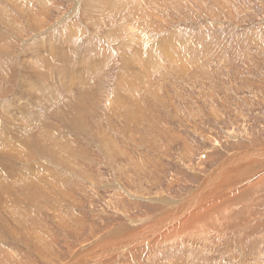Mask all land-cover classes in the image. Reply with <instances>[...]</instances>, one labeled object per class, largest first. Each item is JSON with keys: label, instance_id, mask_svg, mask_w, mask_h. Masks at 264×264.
Listing matches in <instances>:
<instances>
[{"label": "rangeland", "instance_id": "374dc122", "mask_svg": "<svg viewBox=\"0 0 264 264\" xmlns=\"http://www.w3.org/2000/svg\"><path fill=\"white\" fill-rule=\"evenodd\" d=\"M0 10L10 138L0 264H264V0H0ZM71 54L83 76L38 74ZM43 133L49 151L32 152L24 138ZM252 152L263 163L220 178L238 156L255 163Z\"/></svg>", "mask_w": 264, "mask_h": 264}, {"label": "bare ground", "instance_id": "6f19581e", "mask_svg": "<svg viewBox=\"0 0 264 264\" xmlns=\"http://www.w3.org/2000/svg\"><path fill=\"white\" fill-rule=\"evenodd\" d=\"M95 1V0H94ZM154 2V1H153ZM7 4V3H6ZM1 5H2V3H1ZM5 5V4H4ZM8 6H10V5H8ZM7 6V7H8ZM3 6H1V8H2ZM4 8H5V6H4ZM3 9V8H2ZM146 9V8H145ZM22 10V9H21ZM0 11H2V10H0ZM7 11V10H6ZM4 12V11H3ZM3 12H0V16H1V18H3L2 17V15L4 14ZM1 13H3V14H1ZM6 16V15H5ZM1 27V26H0ZM134 29V28H133ZM177 33V32H176ZM178 34V33H177ZM2 41H1V43H2V50H3V48H4V46H5V42H6V40H7V38H6V36H5V34L4 33H2ZM133 38V37H132ZM8 40H9V38H8ZM7 43V42H6ZM8 45V44H7ZM176 48H177V46H176ZM5 49V48H4ZM6 50V49H5ZM32 50V49H31ZM30 51V50H29ZM45 51V50H44ZM3 53V52H2ZM49 53V52H48ZM48 53H47V55H48ZM36 54V53H35ZM2 55V54H1ZM10 55V54H9ZM27 55V54H26ZM38 55V54H37ZM36 55V56H37ZM51 55H52V52H51ZM72 56H69L65 61H62L61 63L62 64H60V65H57V64H52V59L54 58L53 56H51V58H46V60H45V68H44V70H43V72H42V74L41 73H38L39 75H41L42 77H44L45 79L46 78H48V76H49V74H52L53 75V73H55L57 70L59 71V73H65L66 71H70V73H71V76L70 77H72V80L74 79V78H76L73 74H77L78 76H83V74H81L80 73V70L82 69V68H84L86 65H84V66H82L81 68H80V65H82V64H85V62L84 61H78V59H76L77 58V54H71ZM24 56H25V54H24ZM37 57H39V56H37ZM53 57V58H52ZM71 60H70V59ZM36 59V58H35ZM39 59V58H38ZM38 59H36V60H38ZM45 59V58H44ZM47 59H48V61H47ZM56 60H57V58H56ZM127 60V59H126ZM25 62L27 61V60H24ZM55 61V60H54ZM28 62V61H27ZM26 62V63H27ZM23 63V62H22ZM54 63V62H53ZM127 63H129V62H127ZM22 66H23V64H22ZM28 67V66H27ZM30 68V67H29ZM28 68V69H29ZM36 68V67H35ZM60 68V69H59ZM90 68V67H89ZM38 70V69H37ZM27 72H29L28 70H26ZM66 73H68V72H66ZM65 73V74H66ZM123 73V72H122ZM69 74V73H68ZM142 74V73H141ZM38 75V76H39ZM86 75V74H85ZM120 75V74H119ZM53 77H54V75H53ZM52 77V78H53ZM65 77V76H64ZM120 78V77H119ZM51 79V78H50ZM66 79V78H65ZM87 79V78H86ZM45 81V80H44ZM55 81V80H54ZM74 81V80H73ZM124 81V80H123ZM43 82V81H42ZM46 82V81H45ZM69 82V81H68ZM78 82V80H76V83ZM25 83V82H24ZM34 83V82H33ZM32 83V84H33ZM64 83L66 84V82H65V80H64ZM27 84H29V83H27ZM35 84V83H34ZM78 84H79V82H78ZM83 85H84V83H82ZM82 84H80V85H82ZM37 85H41V84H37ZM67 86H70L71 87V84H66ZM82 85V86H83ZM87 85V84H86ZM30 86H31V83H30ZM36 86V85H35ZM43 86V85H42ZM64 86V85H63ZM88 86V85H87ZM52 87V86H51ZM54 87H55V85H54ZM79 87V89L78 90H76V91H78L77 93H78V95H79V98L77 99V100H80V99H82L83 98V96H81V92H80V90L81 91H83L82 90V88L84 87H81V86H78ZM25 88H27V87H25ZM36 88H38V86L36 87ZM46 88V87H45ZM67 88V87H66ZM69 88V87H68ZM67 88V89H68ZM81 88V89H80ZM85 88V87H84ZM40 89H41V86H40ZM43 89V88H42ZM56 89V88H55ZM66 89V90H67ZM73 89H77V85H76V87L74 88V86H73ZM86 89H88V88H86ZM94 89V88H93ZM25 90H27V89H25ZM31 89H29V91H30ZM38 89H36V91H37ZM48 90V89H47ZM68 90H70V91H72V88H69ZM67 90V91H68ZM85 90V89H84ZM60 91V90H59ZM59 91H55V93L56 92H59ZM76 91H75V93H76ZM81 94H80V93ZM84 92V91H83ZM88 91H86L85 93H87ZM39 93V92H38ZM68 93H70L71 94V92H69L68 91ZM72 93H74V92H72ZM75 93H74V96H75ZM41 94V93H40ZM39 94V95H40ZM44 94H46L45 92H44ZM61 94V93H60ZM89 94V92L86 94V95H88ZM48 95V94H47ZM55 95V94H54ZM62 95V94H61ZM83 95V94H82ZM80 96L82 97V98H80ZM30 97V96H29ZM61 97V96H60ZM69 98V97H68ZM130 98V97H129ZM48 99H50V101L51 102H54L55 103V100H54V97H52V95H50V96H48ZM63 99V98H62ZM74 99H75V97H74ZM21 100H22V98H21ZM4 101V100H3ZM9 101V100H8ZM7 101V102H8ZM12 101V100H11ZM13 101H16V100H13ZM76 101V100H75ZM56 102H57V100H56ZM38 103V102H37ZM63 103H65V101L63 102ZM4 104H6L5 102H4ZM9 104V103H8ZM8 104H6V105H8ZM11 104V103H10ZM56 104V103H55ZM67 104V103H66ZM29 105V104H28ZM27 105V106H28ZM64 104H62V106H63ZM56 106V108H57V104L55 105ZM54 106V107H55ZM59 106V105H58ZM61 105H60V108L62 107ZM65 106V105H64ZM63 106V107H64ZM72 106V105H71ZM5 107V106H4ZM3 107V109L5 110L6 108H4ZM26 107V106H25ZM24 107V108H25ZM42 107V106H41ZM23 108V109H24ZM59 108V107H58ZM57 108V109H58ZM59 108V109H60ZM65 108V107H64ZM2 109V110H3ZM62 110H63V108H61ZM73 109V108H72ZM132 109V108H131ZM7 110V109H6ZM26 110V109H25ZM65 110V109H64ZM67 110L69 111V108H67ZM10 111V110H9ZM27 111V110H26ZM55 111V110H54ZM60 111V110H59ZM58 110H57V112H59ZM66 111V110H65ZM64 111V112H65ZM2 112V111H1ZM6 113V112H5ZM11 113V112H10ZM56 113V112H55ZM61 113H63V112H61ZM66 113V112H65ZM69 114L71 113V112H68ZM3 114V113H2ZM18 114V113H17ZM67 114V113H66ZM11 116V115H10ZM16 116V115H15ZM21 116V115H20ZM39 116V115H38ZM53 116H56L57 117V114H54ZM22 117H24L23 115H22ZM66 117V116H65ZM58 118H59V113H58ZM68 118H70V117H68ZM41 119V118H40ZM51 119V118H50ZM61 119L62 120H64V115L62 114L61 115ZM133 119V118H132ZM23 120V119H22ZM36 120H37V118H36ZM111 120V119H110ZM129 120V119H128ZM37 122V121H36ZM40 122V121H39ZM39 122H37V124L39 123ZM45 122V121H44ZM59 122V121H58ZM132 122V121H131ZM31 123H33V122H31ZM61 123H64V124H66L65 122H61ZM56 124V123H55ZM23 125H25V124H23ZM32 124H30L29 126H31ZM49 125V124H48ZM67 125V124H66ZM1 126V125H0ZM33 126V125H32ZM64 127H65V125H63ZM36 127H37V125H36ZM38 127H39V129H42V130H47V129H53L54 128V125L52 126V125H50V126H44L43 127V125H38ZM67 127V126H66ZM81 127V126H80ZM19 128V127H18ZM26 128V127H25ZM29 128V127H28ZM33 128V127H32ZM77 128V127H76ZM1 129V128H0ZM16 129V128H15ZM27 129V128H26ZM37 129V128H36ZM61 129H62V127H61ZM64 129V128H63ZM68 129V128H67ZM78 129V128H77ZM81 129V128H80ZM1 130H3V129H1ZM0 130V139H2V140H4L5 141V139L4 138H6L7 139V137L8 136H6L7 134H5L3 131H1ZM22 130H24V129H22ZM21 130V131H22ZM66 130V129H65ZM51 131V130H50ZM46 132H48V131H46ZM45 132V133H46ZM52 132V131H51ZM64 132V131H63ZM63 132H61V133H63ZM66 132V131H65ZM84 132V131H83ZM27 133V132H26ZM42 133V132H41ZM45 133H43L42 135L43 136H41V137H43V139H40V137H39V140L38 141H35V142H32V143H30L29 141H31V140H29V139H25L24 138V143H26V142H28V144H26V145H28V148L32 151V152H38L37 154H42V152H45L46 150H48L49 151V149H47L48 147H46L47 146V144H43V143H46V142H48L50 139V135H52L51 133H47V134H45ZM67 133V132H66ZM14 134V133H13ZM30 134V133H29ZM65 134V133H64ZM9 135V134H8ZM12 135V134H11ZM10 135V136H11ZM27 135H28V133H27ZM31 135V134H30ZM32 136H34V134H32L31 135V137ZM24 137H25V135H24ZM56 137V136H55ZM27 138V137H26ZM30 138V137H29ZM10 139V138H9ZM9 139H7L6 141L8 142V141H10ZM2 140H0V142L2 141ZM52 140V139H51ZM13 141V140H12ZM56 141V140H55ZM2 143V142H1ZM4 143V142H3ZM20 144H23L22 143V141L21 142H19ZM8 144H10V143H8ZM14 144H15V142H14ZM1 145V144H0ZM16 145V144H15ZM25 145V146H26ZM1 146H3V144L1 145ZM5 146H7V147H9L8 145H6V143H5ZM22 146H24V145H22ZM55 146V145H54ZM1 148V147H0ZM15 148V147H14ZM28 149V150H29ZM52 150V149H51ZM3 151V150H2ZM31 151H29V152H31ZM41 151V152H40ZM53 151V150H52ZM17 152V151H16ZM24 152V151H23ZM20 153V152H19ZM51 152H49V154H50ZM251 154V153H250ZM59 155V154H58ZM3 156V155H2ZM19 156V155H18ZM254 156V162L255 163H253V162H251V160L249 159V161H247V162H241V161H243V160H246L245 159V157L242 155V156H238L237 157V161L239 162V165H236V164H233V165H228L227 167H226V169H224L222 172H221V174H220V178H223V176L224 175H226L227 174V176H229L231 173H232V171H235V170H237L238 168L237 167H234V166H238V167H240L239 168V170H241V171H243V168L244 167H247V166H249V165H251V167H255L254 165H256V161H258V164L260 165V163L262 162L263 163V160H262V158H261V160H259L258 158V156L255 154V153H253L252 152V155H251V157H253ZM7 157H8V154H7ZM10 157V156H9ZM17 157V156H16ZM2 158H4V157H2ZM59 158V157H58ZM1 159V158H0ZM2 160V159H1ZM11 160V159H10ZM30 160H31V158H30ZM33 160V159H32ZM12 161H13V159H12ZM16 161V160H15ZM11 162V161H9V160H3L2 162H1V167L3 168V172H8V173H12L11 175H14L15 174V172L19 169V167H17V165H18V163H17V165H16V162H18V161H16V162ZM24 162V161H23ZM241 162V163H240ZM260 162V163H259ZM13 163H15V164H13ZM250 163H252V164H254L253 166H252V164H250ZM249 164V165H248ZM257 164V165H258ZM13 165H16V166H13ZM57 165V164H56ZM6 166H8L7 168H6ZM20 166V165H19ZM262 166V165H261ZM251 167H248V168H251ZM263 167H264V165H263ZM258 168V167H257ZM51 169H53V168H51ZM260 169V168H259ZM56 170V169H55ZM221 170V167L219 168V170L217 171V172H219ZM238 170V171H239ZM255 170V169H254ZM256 171V170H255ZM254 171V172H255ZM57 172V171H56ZM246 172V171H245ZM248 172V171H247ZM250 172H251V170H250ZM249 172V173H250ZM259 172V171H258ZM0 173H1V171H0ZM247 174V173H246ZM2 175L4 176L5 174H0V180L2 179ZM233 175V174H232ZM251 175H252V173H251ZM250 175V176H251ZM226 176V177H227ZM234 176V175H233ZM247 176H248V174H247ZM5 177V179H6V177L7 176H4ZM3 177V178H4ZM252 178H253V175H252ZM49 179V178H48ZM229 179V178H228ZM227 179V180H228ZM234 179H236V178H234ZM245 179V178H244ZM230 180H228L226 183L230 186V182H229ZM3 182V181H2ZM210 182H213V181H210ZM233 185V184H232ZM231 187V186H230ZM4 188V187H3ZM200 191V193L202 192V190H199ZM13 192V191H12ZM4 194V193H3ZM7 194V193H6ZM9 194V193H8ZM12 194V193H11ZM201 195V194H200ZM216 195H218V193L216 194ZM214 196L215 195H213V196H211V197H213L214 198ZM43 197V196H42ZM62 197V196H61ZM10 198V197H9ZM51 198V197H50ZM212 199V198H211ZM31 200V199H30ZM41 200H43V199H41ZM205 200H207V198L205 197ZM35 201V200H34ZM210 201V199L207 201V203ZM23 203V202H22ZM202 203V202H201ZM207 203H202L201 205L204 207V205H206ZM1 205H3V204H1ZM200 205V206H201ZM52 207V206H51ZM180 208L181 207H175V209L173 208L172 210H174L175 212L174 213H176L177 211H180ZM183 208H185V207H183ZM188 209H190V208H188ZM200 209V208H199ZM205 209L207 210L208 208L207 207H205ZM183 210V209H182ZM204 211V210H203ZM209 212V211H208ZM179 213V212H178ZM177 213V214H178ZM201 213H203L202 212V210H201ZM164 214V213H163ZM171 214H173V213H170V215ZM166 215V214H165ZM169 214H168V216H170ZM180 215V214H179ZM183 216V215H182ZM209 216H211V215H209ZM174 217V216H173ZM199 217V216H198ZM162 218V217H161ZM170 218V217H169ZM193 218H195L194 217V212L193 213H191L190 214V216H188L186 219H184L185 221H182V228H184V227H187V225H188V223H191V221L193 220ZM174 219V218H173ZM173 219H172V221H173ZM176 219V218H175ZM177 219H179V218H177ZM176 219V220H177ZM196 219V218H195ZM182 219H180V221H181ZM164 221V220H163ZM165 221H166V218H165ZM170 221V220H169ZM169 221H167V222H169ZM171 221V222H172ZM179 221V222H180ZM166 222V223H167ZM175 222V221H174ZM177 223L176 225L174 224V227H172V228H170L169 230L170 231H174V228L176 229V230H180V229H178L179 227H181V225H180V223ZM205 222H206V220H205ZM159 224V223H158ZM147 225V224H146ZM157 225V224H156ZM149 226V225H148ZM179 226V227H178ZM154 227H155V225H154ZM146 228V227H145ZM150 228V227H149ZM168 228H169V226H168ZM152 229H153V227H152ZM172 229V230H171ZM134 230V229H133ZM133 230H129V231H133ZM155 230L158 232H160V231H162L161 229H160V226L158 227V225H157V227H155ZM175 230V231H176ZM152 231H154V230H152ZM155 231V232H156ZM172 231V232H173ZM126 232V231H125ZM127 232H128V230H127ZM198 232V231H197ZM121 233V232H120ZM150 234H152V235H154L153 234V232H149ZM137 234V233H136ZM156 234V233H155ZM158 234V233H157ZM201 235H203V234H201ZM116 236H118L117 235V233H116ZM115 236V237H116ZM113 237V236H112ZM125 237V236H124ZM146 238V237H145ZM100 239V238H99ZM122 239H123V237H122ZM144 239V238H143ZM101 240V239H100ZM104 240V239H103ZM114 240V239H113ZM113 240H111L112 242H113ZM96 241V240H95ZM107 241V240H106ZM117 241V240H116ZM123 241V240H122ZM127 241V240H126ZM154 241V240H153ZM131 242V241H130ZM129 242V243H130ZM141 242V241H140ZM1 243V242H0ZM98 242H96V244H97ZM103 243V242H102ZM101 243V244H102ZM106 243V242H105ZM109 243H110V241H109ZM109 243H108V245H109ZM127 243V242H126ZM144 243V242H143ZM104 244V243H103ZM107 244V243H106ZM113 244V243H112ZM117 244V243H116ZM132 244V243H131ZM105 245V244H104ZM142 245V244H141ZM107 246V245H106ZM123 246V245H122ZM128 246V245H127ZM129 246H130V244H129ZM128 246V247H129ZM132 246V245H131ZM108 247V246H107ZM117 247V246H116ZM120 247V246H119ZM89 248V247H88ZM106 248V247H105ZM84 251H85V249H84ZM90 250H88V251H86V252H89ZM93 253V252H92ZM124 253V252H123ZM118 254V253H117ZM107 255V254H106ZM83 256V255H82ZM123 256V255H122ZM85 257H87L86 255H85ZM90 259V258H89ZM24 263V262H23ZM188 264V263H187Z\"/></svg>", "mask_w": 264, "mask_h": 264}]
</instances>
